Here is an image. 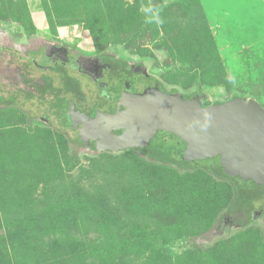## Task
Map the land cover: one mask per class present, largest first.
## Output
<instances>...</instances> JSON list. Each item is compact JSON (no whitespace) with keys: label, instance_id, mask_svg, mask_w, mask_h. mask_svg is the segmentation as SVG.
Here are the masks:
<instances>
[{"label":"rangeland","instance_id":"374dc122","mask_svg":"<svg viewBox=\"0 0 264 264\" xmlns=\"http://www.w3.org/2000/svg\"><path fill=\"white\" fill-rule=\"evenodd\" d=\"M4 32L138 53L166 88L264 107V0H0ZM67 145L0 108V264H264L263 186L236 178L231 201L201 168Z\"/></svg>","mask_w":264,"mask_h":264},{"label":"flooded vegetation","instance_id":"af4514ba","mask_svg":"<svg viewBox=\"0 0 264 264\" xmlns=\"http://www.w3.org/2000/svg\"><path fill=\"white\" fill-rule=\"evenodd\" d=\"M81 33L77 31L76 37ZM0 37V108L24 106L29 120L62 134L67 146L76 153H90L96 148L100 136L84 138L80 136L81 131L90 129L88 124L98 112L114 115L117 110H124L123 95L128 97L152 85L164 92L178 90L166 88L161 79L151 73L150 59L138 53H126L120 48L116 51L86 49L75 41H57L42 36L28 42L10 38L5 32ZM186 92H181L184 98L198 94L192 91L187 95ZM202 103L212 104H204V99ZM72 119L73 124L70 123ZM103 124L102 121L99 128L92 129L93 132L97 133ZM68 131L74 135L69 136ZM123 131L124 128L112 130L116 135ZM161 132L165 131L158 130L145 147H149L152 139ZM137 149L123 151L136 152ZM257 213L253 211L252 217L255 218ZM216 221L213 233L222 238L227 235L226 231L220 230L219 217Z\"/></svg>","mask_w":264,"mask_h":264},{"label":"water","instance_id":"95a60500","mask_svg":"<svg viewBox=\"0 0 264 264\" xmlns=\"http://www.w3.org/2000/svg\"><path fill=\"white\" fill-rule=\"evenodd\" d=\"M121 98L124 110L114 115L98 112L88 124L90 129L81 131L84 138L100 136L90 153L114 154L145 147L162 130L184 142V162L216 157L226 175L264 187V107L253 97L236 95L203 105L199 94L184 98L178 90L164 92L152 85ZM102 121L105 124L101 129L93 132ZM114 128L124 131L116 135Z\"/></svg>","mask_w":264,"mask_h":264},{"label":"trees","instance_id":"16d2710c","mask_svg":"<svg viewBox=\"0 0 264 264\" xmlns=\"http://www.w3.org/2000/svg\"><path fill=\"white\" fill-rule=\"evenodd\" d=\"M219 102L221 101L216 100L213 103H219ZM157 138L158 139L154 140V147L151 146L138 147L135 153L140 160L154 163L157 166L167 165L169 167L176 168L177 170L187 167L201 168L205 173H208L209 175H211L216 179L226 180L230 184L231 192H233L234 194L233 195L234 197L231 201L234 200V198L236 197L235 190L237 191L238 194V189L237 186L233 185V182H236L237 184L238 181H236V177H230L223 172L222 167L218 163L217 158L214 159V157H210L205 159H195L192 161L184 162L183 159L181 158V153L185 148V145L182 141H180L179 137H177L176 135L170 132H161L157 136ZM231 201L229 203L228 208H230Z\"/></svg>","mask_w":264,"mask_h":264}]
</instances>
